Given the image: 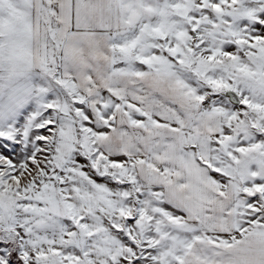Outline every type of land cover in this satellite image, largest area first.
Returning <instances> with one entry per match:
<instances>
[{
    "label": "snow or ice",
    "instance_id": "snow-or-ice-1",
    "mask_svg": "<svg viewBox=\"0 0 264 264\" xmlns=\"http://www.w3.org/2000/svg\"><path fill=\"white\" fill-rule=\"evenodd\" d=\"M0 264H264V0H0Z\"/></svg>",
    "mask_w": 264,
    "mask_h": 264
}]
</instances>
